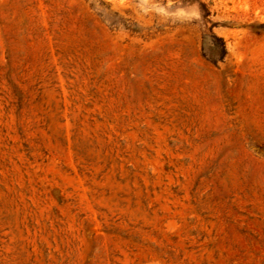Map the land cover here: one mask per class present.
<instances>
[{
	"label": "rangeland",
	"instance_id": "rangeland-1",
	"mask_svg": "<svg viewBox=\"0 0 264 264\" xmlns=\"http://www.w3.org/2000/svg\"><path fill=\"white\" fill-rule=\"evenodd\" d=\"M0 264H264V0H0Z\"/></svg>",
	"mask_w": 264,
	"mask_h": 264
}]
</instances>
